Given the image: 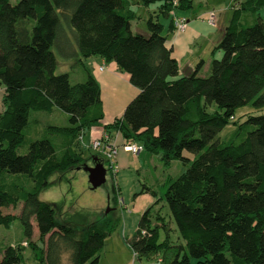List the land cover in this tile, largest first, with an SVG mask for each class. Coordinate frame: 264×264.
I'll return each mask as SVG.
<instances>
[{
	"label": "trees",
	"instance_id": "trees-1",
	"mask_svg": "<svg viewBox=\"0 0 264 264\" xmlns=\"http://www.w3.org/2000/svg\"><path fill=\"white\" fill-rule=\"evenodd\" d=\"M136 1L159 3L160 12L171 17L172 32L175 10L194 4ZM132 3L0 0V226L9 228L19 220L36 264H63L65 253L69 264H98L112 219L104 216L79 229L60 219L55 205L41 200L39 193L54 172L83 165L87 158L74 147V138L100 125L109 139L116 131L124 142L138 141L160 154L165 164L178 160L188 165L165 192L184 244L157 241L165 223L159 211L153 217L150 206L128 241L138 256L162 250V264H191V258L198 264H264V115L241 120L230 143L218 138L238 107H264V18L258 16L252 24L241 20L244 12L263 8L264 0H234L230 23L217 45L223 56L212 59L207 76L199 74L203 60L192 72L179 73L161 22L150 17L146 34L132 30ZM54 47L65 59L74 58L85 74L72 81L68 72L57 73ZM95 57L114 62L139 89L122 116L104 124L101 85L86 63ZM213 104L216 109L209 112ZM55 108L67 115L66 124L47 126L64 139L58 152L29 125L32 111ZM89 151L90 159L107 162ZM21 201L18 214L2 213V206ZM33 220L46 247L33 241ZM25 247L5 246L0 264H30L24 262Z\"/></svg>",
	"mask_w": 264,
	"mask_h": 264
},
{
	"label": "rangeland",
	"instance_id": "rangeland-1",
	"mask_svg": "<svg viewBox=\"0 0 264 264\" xmlns=\"http://www.w3.org/2000/svg\"><path fill=\"white\" fill-rule=\"evenodd\" d=\"M132 1L131 7L136 13V17L132 20V30L146 34L148 32L147 20L150 17L161 22L163 34L167 35L169 42L176 37L182 42L181 48L183 47L185 50V55L179 57L181 70L188 74L194 70L201 59H204L206 65H203L199 74L203 76L210 74L212 59H220L223 56L222 50L218 49L217 45L222 30L230 23L234 10V0H194L192 8L175 10L174 13L177 17L184 16L190 21V26L196 34L194 38H190V41L185 39V35L170 31L171 17L160 12L159 3L144 6L136 0ZM12 2H16V0H12ZM211 12L215 13V25L209 24L207 21ZM258 16L264 18V7L255 13L244 12L241 15V20L243 24H252ZM53 51L58 60L57 73L68 72L72 81L78 80L79 76L85 74L83 67L75 64L74 58L65 59L56 47L53 48ZM192 58L197 59L194 68L190 67L191 64H187ZM86 63L93 71V58L86 60ZM3 93L4 88L0 86V108L3 107ZM121 108V106H115L113 110L117 113ZM215 109L214 104L208 108L209 112H213ZM248 115H264V107L254 108L249 105L238 107L231 122L226 123L220 129L219 140L223 143H230L235 138L238 123ZM34 118L40 120L37 125L32 121ZM111 118V115L104 116L101 124L108 122ZM66 123V113L55 108L51 112L32 111L29 125L30 127H37L38 131L35 135L38 138H49L58 152L64 139L59 134L49 132L47 126ZM99 128L100 125H95L90 129H85L82 134L80 133L82 137L74 138V147L87 158L83 163L84 165L91 166L93 163L89 151V149H93L89 145L94 138L100 136H96ZM115 133L116 131H113L110 136L113 142H115ZM135 142L141 147L138 154H133L128 150L124 151L123 156L120 157L121 161L116 163L115 169L110 167L108 161L105 162L106 180L100 186L90 187L89 173L83 167L77 166L51 174L48 178L49 184L39 193L41 200L55 205L57 216L60 219L70 222L79 229L85 224L101 220L104 216L112 219L114 226L98 253V264H162V250L157 253L138 256L128 243L138 228L142 213L150 206L153 207V217H155L154 213L159 211L165 223V227L160 226L158 229L157 241L161 244L167 241L172 244H184L165 200V192L170 181L186 170L188 165L178 160L165 164L161 160L160 154L151 153L145 150L140 142ZM121 148H124V144L117 146V150H121ZM144 188L149 190L142 192ZM21 206L22 201L15 207L2 206L1 211L4 214H18ZM153 221L157 223L155 218ZM33 226V241L46 247L45 241L39 239L34 220ZM12 244L26 246L23 250L24 262L36 264L33 261L32 248L23 241L22 227L18 219H15L9 228L0 226V252L5 246ZM62 258L63 264H69L68 253H65ZM190 263L198 264L195 258H191Z\"/></svg>",
	"mask_w": 264,
	"mask_h": 264
},
{
	"label": "crops",
	"instance_id": "crops-1",
	"mask_svg": "<svg viewBox=\"0 0 264 264\" xmlns=\"http://www.w3.org/2000/svg\"><path fill=\"white\" fill-rule=\"evenodd\" d=\"M176 15V14H175ZM184 17V16H183ZM180 35H185V39L194 38L196 34H194L193 28L190 26V21L188 20V24L185 30L183 31H176ZM223 32V30H222ZM194 34V35H193ZM179 36V35H178ZM181 40H179L178 37H176L174 40L169 42L167 39V46L171 47L173 49L172 55L177 59L179 63V73L181 75H184L185 73L181 70L180 67V56L185 55V50H183V47L181 48ZM188 43V42H186ZM194 54V53H193ZM192 54V55H193ZM204 61V65H206V62L204 59H201ZM93 74L99 81L101 85V96L103 100V109H104V116L111 115V120H109L106 123L112 122L114 119L121 117L126 105L129 103V101L139 92V89L135 87L133 84H131L129 80V75L126 72H122L118 69L117 65L114 62L106 63L103 59L99 57L93 58ZM197 63V59L192 58L187 64H191V68H194V66ZM101 67H104L101 69ZM187 74V73H186ZM2 88H4L2 85H0ZM115 106H121V110H119L117 113L113 110ZM2 109V106L0 110ZM123 111V112H122ZM98 130V129H97ZM96 130V131H97ZM97 135H101L104 131L100 127L97 131ZM114 140L115 144L118 146H122L124 144V139L120 135L119 132H116L114 134ZM125 148V147H124ZM117 150L116 155V163L121 161V158L123 156V152L126 151V149Z\"/></svg>",
	"mask_w": 264,
	"mask_h": 264
},
{
	"label": "built area",
	"instance_id": "built-area-1",
	"mask_svg": "<svg viewBox=\"0 0 264 264\" xmlns=\"http://www.w3.org/2000/svg\"><path fill=\"white\" fill-rule=\"evenodd\" d=\"M209 24L215 25V13L211 12L207 17ZM188 20L185 17H174V27L176 31H183L187 27ZM103 69V67H101ZM82 137V136H80ZM90 148L99 153L106 161L109 162L110 167L115 169L116 167V155L117 145L111 141L108 135L103 132L99 137L94 138L90 143ZM126 150L133 154H138L141 151V147L135 141L124 142Z\"/></svg>",
	"mask_w": 264,
	"mask_h": 264
},
{
	"label": "water",
	"instance_id": "water-1",
	"mask_svg": "<svg viewBox=\"0 0 264 264\" xmlns=\"http://www.w3.org/2000/svg\"><path fill=\"white\" fill-rule=\"evenodd\" d=\"M81 167H83L89 173V186L90 187H97L105 182L106 168L103 165V163L99 162L95 164L94 166H88V165L83 164Z\"/></svg>",
	"mask_w": 264,
	"mask_h": 264
},
{
	"label": "flooded vegetation",
	"instance_id": "flooded-vegetation-1",
	"mask_svg": "<svg viewBox=\"0 0 264 264\" xmlns=\"http://www.w3.org/2000/svg\"><path fill=\"white\" fill-rule=\"evenodd\" d=\"M96 158V159H95ZM93 157L92 158V161H93V163H92V165L91 166H94L95 164H97V163H99V162H101V163H103V165L105 166V161L104 160H102V159H100V158H98V157Z\"/></svg>",
	"mask_w": 264,
	"mask_h": 264
}]
</instances>
